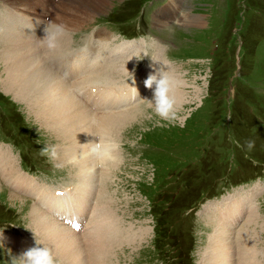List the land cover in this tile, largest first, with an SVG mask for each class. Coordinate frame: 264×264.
<instances>
[{
    "label": "rangeland",
    "instance_id": "1",
    "mask_svg": "<svg viewBox=\"0 0 264 264\" xmlns=\"http://www.w3.org/2000/svg\"><path fill=\"white\" fill-rule=\"evenodd\" d=\"M125 1L107 0L78 33L70 31L73 38L68 39L70 44L66 47L83 48L85 37L99 27L115 33L108 31L112 37L110 47L131 40L124 38L133 39L134 36L124 35L130 31L146 41V54H141L131 67L137 71L139 63L151 64L155 49L149 43L158 40L165 58L186 80L182 95L191 100L178 103L173 109L164 105L166 100L159 93L151 95L133 108L129 122L114 131L121 154L108 183L112 196L107 203L113 214L135 227H144L147 235L119 245L111 257L112 264H177L165 256V251L174 254L182 234L190 228L193 262L187 260V264L204 263L200 261L215 224L212 216L201 210L208 202L220 201L239 190L256 193L253 198L258 222L262 224L258 231L264 264V0H138V4L144 3L142 14L135 13L134 2L131 6L123 4ZM61 2L56 4L55 12ZM45 3L46 0L39 1L37 8L42 10ZM169 8L173 14L164 16ZM122 9L128 14L121 19L118 14ZM187 10L200 16L201 26L194 25L195 21L183 23ZM158 17L159 21L160 17L164 19V24L157 21ZM25 33L28 32L14 29L10 32L19 39ZM33 33L39 36L37 31ZM39 43L41 40H37ZM42 60L47 67L53 62L49 56ZM5 62L0 60V85ZM123 74L129 73H116L111 83L126 80ZM60 75L66 76L62 72ZM149 79L152 81V77ZM124 101L118 104L123 105L121 110L127 108L130 100ZM74 104L63 114L60 136L41 118L39 121L27 101L6 91L4 85L0 87V144L10 147L20 169L50 189L60 188L66 179L74 184L79 176V166L63 161L56 151L58 144L72 140L73 128L68 119L83 107L79 101L74 100ZM63 145L66 150L78 152L79 142ZM104 179L99 181L105 186ZM10 187L0 181V264H21L22 259L12 254L14 251L3 238L31 236V251L37 252V240L41 239L31 226L29 210L33 197H13ZM191 196L195 201L190 208L181 209L183 199ZM161 197L166 200L155 204ZM158 214L164 222L162 250L155 245ZM189 216H193V222ZM21 232L26 234L19 235ZM42 247L45 249L43 243Z\"/></svg>",
    "mask_w": 264,
    "mask_h": 264
},
{
    "label": "bare ground",
    "instance_id": "2",
    "mask_svg": "<svg viewBox=\"0 0 264 264\" xmlns=\"http://www.w3.org/2000/svg\"><path fill=\"white\" fill-rule=\"evenodd\" d=\"M39 1L43 0H0V60H6L0 87L4 85L6 91L27 101L39 121L41 118L59 131L60 136L63 135L60 129L65 120L63 114L75 107L74 100L83 104L68 119L73 128L70 132L72 140L58 144L56 149L60 159L79 166V176L77 181L73 180L74 184L50 189L36 181L37 177L20 169L10 147L0 144V181L11 186L13 197L21 194L33 197L29 215L31 226L41 239L37 240L39 251H31L34 244L31 236H9L8 239L22 249L19 251L31 264H112L111 257L119 245L144 239L147 235L144 227H135L117 213L113 214L111 205L107 203L112 196L108 183L121 154L114 131L131 120L133 108L121 110L123 105H115L104 109L103 113L94 112L77 95L91 94L100 98L106 92L101 90L103 83L113 84L105 81L103 76L114 72L130 73L134 61L132 56L144 53L146 41L133 38L110 47V30L99 27L85 37L83 48L72 50L66 47L70 44L68 39L73 38L70 31L81 30L107 0H62L58 12L52 11L44 32L41 27L45 20L33 15L37 14ZM48 1L42 8L46 14L50 10ZM17 2L24 5L18 7ZM172 14L173 9L169 8L164 16ZM185 15L184 24L193 21L194 25L202 24L200 16L188 13V10ZM190 17L192 21H189ZM160 19L158 17L157 21L164 24V19ZM13 29L28 33L19 39L10 34ZM33 31H37L39 36ZM37 40H41L38 45ZM149 47L155 49L154 57L144 71L148 78L152 77L151 95L159 93L166 100L164 105L173 109L178 103L189 102L191 99L187 100L182 95L186 80L180 77L178 68L174 69L165 54L162 56L161 43L152 41ZM77 50L83 51L77 54V59L71 60L70 55ZM45 56L53 59L49 67L42 60ZM61 72L66 74V79L60 75ZM87 82H90V87ZM128 92L137 94L133 87ZM131 95L126 101L134 100ZM78 142L79 153L66 150L63 145ZM104 177L105 186L99 181ZM58 190L63 193H58ZM255 194L239 190L204 206L201 212L211 215L215 225L214 233L209 235L204 258L200 261L204 262L202 264H261L263 254L258 229L262 224L258 222ZM66 218L77 219L81 223L80 229L74 230L66 224ZM25 234L21 232L19 235Z\"/></svg>",
    "mask_w": 264,
    "mask_h": 264
},
{
    "label": "trees",
    "instance_id": "3",
    "mask_svg": "<svg viewBox=\"0 0 264 264\" xmlns=\"http://www.w3.org/2000/svg\"><path fill=\"white\" fill-rule=\"evenodd\" d=\"M128 2L129 3L130 2H134L133 9L136 10L135 13H138L141 10V8L143 7V5H144V3L138 4V0H128ZM118 15L121 16V19L123 17H127V15L125 14V11H123L122 13H120ZM210 89H212V86L210 87ZM164 200H166L165 197H161L159 199H156L155 200V204H157L158 201L161 203ZM194 201H195V199L192 196H191V198H186L185 197L183 199L181 205H180V208L183 209V210H187L188 208H190L191 204H193ZM186 202H187V204H186ZM158 207L159 206H157L156 208H158ZM188 219L190 220V222H193L194 218H193V216H189ZM163 225H164V222L162 221L161 216L158 214L155 245L159 248V250H162V247H163V242H162V239L164 237ZM183 245L186 248V252L183 251L184 250L183 249L184 248ZM192 246H193V237H192V229L190 228L188 231H186V232H184V234H182V241H181L180 246L177 248L176 252L174 254H172L167 249L165 251V256H167L169 259L173 258V261L175 260L177 264H187V260L193 262L192 258H191Z\"/></svg>",
    "mask_w": 264,
    "mask_h": 264
}]
</instances>
